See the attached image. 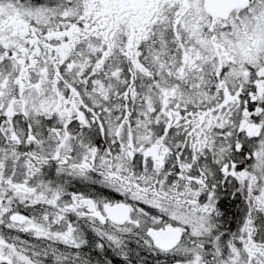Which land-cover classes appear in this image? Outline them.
Wrapping results in <instances>:
<instances>
[{
  "label": "snow or ice",
  "instance_id": "6c2138e0",
  "mask_svg": "<svg viewBox=\"0 0 264 264\" xmlns=\"http://www.w3.org/2000/svg\"><path fill=\"white\" fill-rule=\"evenodd\" d=\"M0 264H264V0H0Z\"/></svg>",
  "mask_w": 264,
  "mask_h": 264
}]
</instances>
